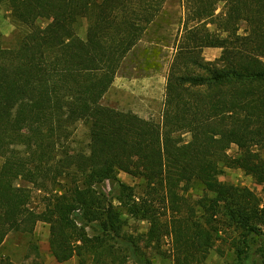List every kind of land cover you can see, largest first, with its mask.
<instances>
[{
	"label": "trees",
	"instance_id": "trees-1",
	"mask_svg": "<svg viewBox=\"0 0 264 264\" xmlns=\"http://www.w3.org/2000/svg\"><path fill=\"white\" fill-rule=\"evenodd\" d=\"M1 1L28 32L16 48L0 49V247L42 222L60 264H128L117 245L150 249L174 264H206L233 230L238 263L247 264L261 240L264 264V199L219 180L225 169H240L264 187V0H182L186 17L160 123L103 100L167 0ZM41 19L50 21L43 29ZM207 48L221 49V57L207 62ZM80 123L89 127L87 151L70 146ZM184 134L191 140L183 142ZM120 173L142 180V195L120 183ZM61 178L73 181L42 212L16 185L42 189ZM106 182L119 183V203L148 224L145 233L125 231L123 212L98 190ZM197 185L205 195L193 200ZM99 221L91 236L87 227Z\"/></svg>",
	"mask_w": 264,
	"mask_h": 264
},
{
	"label": "rangeland",
	"instance_id": "rangeland-1",
	"mask_svg": "<svg viewBox=\"0 0 264 264\" xmlns=\"http://www.w3.org/2000/svg\"><path fill=\"white\" fill-rule=\"evenodd\" d=\"M222 10V7L218 13ZM185 10L182 0H167L161 14L151 25L143 39L131 51L123 62L114 84L103 100L107 107L122 111L132 112L138 116L160 123L166 93L167 76L177 52L176 42L183 31V19ZM49 20L41 19L37 25L45 28ZM78 33L85 38L87 22L79 23ZM211 29H215L211 26ZM28 28L17 22L5 2L0 0V49H14L19 45L23 35ZM182 35V34H181ZM222 50L207 48L203 51V58L207 62H214L221 57ZM73 136L70 141L72 150L87 151L89 145V127L85 123L76 125L73 129ZM183 142L191 140L190 134L182 135ZM238 153L237 146H233L229 154L235 156ZM264 157V153H262ZM222 183H229L236 186L246 187L252 190L260 198L264 199V187L258 185L255 180L240 169H225L220 176ZM73 179H59L56 183L48 182L43 188H39L24 180H18V187L30 190V208L37 212L45 210L52 195L58 190L64 191L71 185ZM120 183L127 184L136 189L137 196L142 195L143 182L133 176L120 173ZM112 205L123 212V219L126 221L125 231L129 235L137 236L145 233L148 228L146 222L135 221L124 212L118 201L120 197V185L118 182H106L98 187ZM60 192V191H59ZM193 200H198L205 195V191L199 185L193 187L189 194ZM80 214L77 219L79 222ZM87 227L88 233L93 236L100 232V221ZM239 240L238 233L229 230L223 234L222 239L217 242L206 264H239L237 261L236 243ZM50 225L38 223L33 235L22 233H11L0 247V264H60L54 258L50 249ZM262 241L257 240L253 245L251 255L245 260L247 264H261L260 253L257 251L262 247ZM126 249L128 264H174L171 258H164L156 251L142 249L141 251H130ZM164 251L170 253L171 241L166 240ZM131 252V253H130ZM63 264H78V259Z\"/></svg>",
	"mask_w": 264,
	"mask_h": 264
},
{
	"label": "crops",
	"instance_id": "crops-1",
	"mask_svg": "<svg viewBox=\"0 0 264 264\" xmlns=\"http://www.w3.org/2000/svg\"><path fill=\"white\" fill-rule=\"evenodd\" d=\"M153 25V24H152ZM151 27V26H150ZM109 93V92H108ZM67 263V262H66Z\"/></svg>",
	"mask_w": 264,
	"mask_h": 264
}]
</instances>
